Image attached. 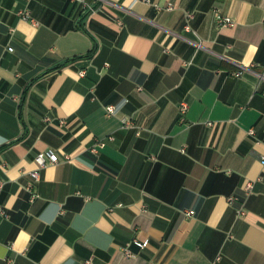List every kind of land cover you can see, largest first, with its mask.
<instances>
[{
    "label": "crops",
    "instance_id": "obj_1",
    "mask_svg": "<svg viewBox=\"0 0 264 264\" xmlns=\"http://www.w3.org/2000/svg\"><path fill=\"white\" fill-rule=\"evenodd\" d=\"M83 2L0 0V264H264V0Z\"/></svg>",
    "mask_w": 264,
    "mask_h": 264
},
{
    "label": "built area",
    "instance_id": "obj_2",
    "mask_svg": "<svg viewBox=\"0 0 264 264\" xmlns=\"http://www.w3.org/2000/svg\"><path fill=\"white\" fill-rule=\"evenodd\" d=\"M78 1H81L83 2V0H78ZM84 3V2H83ZM168 7H171V4H168ZM90 10H93L92 7H89ZM21 15L23 17H29V13L28 11H22L21 12ZM188 17L191 16V13H188L187 14ZM216 23L218 26L220 27H227V26H231L233 24V20L230 16H225V15H222V14H217L216 15ZM186 27L188 28V25L186 24ZM11 49V48H9ZM243 72V68H240L238 70H236L233 74L235 76H239L241 75ZM258 76L259 78L261 79H264V69H262L261 72L258 73ZM138 89H141L140 86H138ZM187 107H188V104L186 102H181L179 104V113H180V120L183 121L184 120V114L187 110ZM105 110H106V113L107 114H113L115 112V106L114 105H106L105 106ZM43 120L46 122V123H49L53 120V118L50 116V115H45L43 117ZM60 124H64L65 123V119L61 118L58 120ZM209 125L211 124V122H207ZM125 125H129L130 123L129 122H124ZM247 133L250 135V136H253L254 135V129L253 128H250ZM255 142H258L257 139H254ZM100 143H102V141H100ZM90 150L92 152H95L96 149L94 147H91ZM65 159L66 160H70V156L69 155H65ZM35 161L37 163V167L33 170H31L29 172L30 174V180L27 182L25 188L31 193L30 195V201H33L34 198L36 197V194L33 192V186L35 184V182H37L40 178V169L41 168H44L46 167L48 164H54L56 162L59 161V158L58 156L52 151V150H47V151H41L39 152L36 157H35ZM3 187V180H0V191H1V188ZM251 187V182H249L246 186V191L249 190V188ZM234 199H236L235 196H231L229 197V201H233ZM194 209H188V210H185L184 211V215L185 216H192L194 214ZM238 213L240 215H243L244 214V210L239 208L238 209ZM0 214L3 215V216H6L7 212H6V209L4 208V206L0 203ZM131 242L136 245V246H139V247H144L148 244V239H144V240H141L139 239L138 237H134L132 238ZM123 252L125 255L127 256H131L133 255L132 251L127 247H123ZM86 263H90V259L86 260L85 261Z\"/></svg>",
    "mask_w": 264,
    "mask_h": 264
}]
</instances>
